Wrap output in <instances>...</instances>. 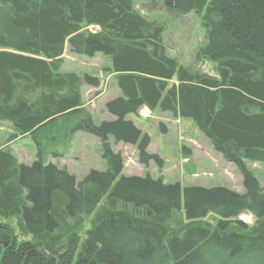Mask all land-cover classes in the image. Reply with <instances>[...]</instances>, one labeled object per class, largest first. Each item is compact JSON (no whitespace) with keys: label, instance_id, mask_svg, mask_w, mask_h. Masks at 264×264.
Returning a JSON list of instances; mask_svg holds the SVG:
<instances>
[{"label":"trees","instance_id":"obj_1","mask_svg":"<svg viewBox=\"0 0 264 264\" xmlns=\"http://www.w3.org/2000/svg\"><path fill=\"white\" fill-rule=\"evenodd\" d=\"M164 5L204 14L201 56L217 65L218 76L179 67L165 53L163 27L148 22L134 0H0V120L56 147L77 131L93 134L109 163L78 182L41 154L24 164L0 148V216L16 217L20 231L32 237L20 241L0 223V264H209L219 255L225 264H264V189L247 166L264 162V0ZM92 25L100 30L85 28ZM67 46L111 58L122 91L106 105L113 120L96 124L82 102L80 80L98 87L97 77L59 72ZM175 76L179 83L169 88ZM142 107L194 119L239 168L246 192L118 178L123 160L109 139L138 143L142 132L128 116ZM148 145L144 135L141 162H161ZM182 209L187 223L178 216ZM246 211L255 215L254 226L238 219ZM209 213L220 217L214 227L202 221Z\"/></svg>","mask_w":264,"mask_h":264},{"label":"rangeland","instance_id":"obj_2","mask_svg":"<svg viewBox=\"0 0 264 264\" xmlns=\"http://www.w3.org/2000/svg\"><path fill=\"white\" fill-rule=\"evenodd\" d=\"M165 0H134L135 9L150 23L163 27V44L168 57L176 60L179 67L190 71L218 76L217 65L201 56V49L207 43V29L204 25L203 13L192 11L187 14L167 10ZM86 29L96 32L100 28L92 25ZM59 72L75 75L80 80L89 74L100 80L94 87L80 80L82 102L96 124L105 120H113L107 110V103L120 96L122 91L116 74L112 70L111 58L103 53L92 57L76 54L65 48ZM175 76L168 82L171 88L178 84ZM129 119L139 127L142 136L148 135L147 152L159 156L161 162L150 160L141 162L139 143L129 144L116 142L110 137L109 145L123 160L121 176H150L161 179L165 183H179L187 186L218 187L224 186L241 194L246 192L244 177L239 168L218 152L210 138L199 128L196 121L187 117H174L169 111L157 108L154 111L142 107L138 112L130 114ZM0 148L9 150L20 163L32 164L40 154L45 162H53L60 168H66L77 181H81L93 169L105 171L109 167L105 157L101 139L93 134L77 131L62 146H51L46 142L38 143L32 132L18 129L9 121L0 120ZM248 168L258 179L264 189V162L248 161ZM103 202V201H102ZM179 213L184 223V210ZM94 214L86 218L81 238L85 239L91 227ZM180 219V220H181ZM248 226H254L256 217L250 211L242 213L239 218ZM220 217L209 213L202 219L212 227L217 225ZM0 223L9 225L20 241L31 239L19 229L16 217H1ZM209 257V256H208ZM223 256H216L209 264H225ZM240 261L238 264H257L253 261ZM232 264V263H231Z\"/></svg>","mask_w":264,"mask_h":264},{"label":"water","instance_id":"obj_3","mask_svg":"<svg viewBox=\"0 0 264 264\" xmlns=\"http://www.w3.org/2000/svg\"><path fill=\"white\" fill-rule=\"evenodd\" d=\"M7 244H8V241H6V242L4 243L5 246H6ZM2 245H3V244L0 243V255H1V251H2Z\"/></svg>","mask_w":264,"mask_h":264}]
</instances>
